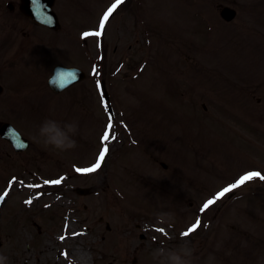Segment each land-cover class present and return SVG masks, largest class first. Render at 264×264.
I'll use <instances>...</instances> for the list:
<instances>
[{
	"label": "rangeland",
	"instance_id": "obj_1",
	"mask_svg": "<svg viewBox=\"0 0 264 264\" xmlns=\"http://www.w3.org/2000/svg\"><path fill=\"white\" fill-rule=\"evenodd\" d=\"M67 1L57 2L56 9L68 16L62 17L59 32L46 35L52 47L46 48L61 59L71 58L68 63L87 75L101 74L98 79L102 68L111 67L105 86L111 94L114 127L119 129L126 117L130 134L117 138L122 145L113 144L95 173H80L75 179L68 166L66 172L73 177L57 189L44 187L38 196L40 191L29 186L39 185L40 177L25 173L10 185L0 222V253L8 256V264H155L152 252L161 246H187L192 264H264V180L249 181L200 211L238 175H264V0H137L132 14L129 5L119 7L100 37L83 38L84 32L100 30V11L116 0ZM223 5L237 11L234 21L220 18ZM35 41L32 47L38 46ZM61 41L69 44L59 45ZM75 48L77 61V54L65 53ZM137 76L141 78L136 81ZM92 79L48 99L50 111L59 109L68 116L65 123L80 125L77 147L63 151L62 169L63 163L76 162L79 168L95 163L96 139L107 114ZM30 104L48 113L43 102ZM13 108L9 110L24 119L16 118L15 126L34 132V116ZM188 111L193 120L182 116ZM145 117L150 121L146 129ZM116 128L114 135L120 130ZM190 129L196 131L191 140ZM155 132L163 133L164 141L160 135L154 140ZM206 138L211 155L204 145L193 147V141ZM132 142L141 143L136 147ZM159 146L170 152L173 162ZM174 166L179 178L169 177ZM77 189L86 193L78 194ZM29 199L30 205L23 204ZM13 205L19 212H13ZM161 216L165 223H158ZM201 216V226L183 236Z\"/></svg>",
	"mask_w": 264,
	"mask_h": 264
},
{
	"label": "flooded vegetation",
	"instance_id": "obj_2",
	"mask_svg": "<svg viewBox=\"0 0 264 264\" xmlns=\"http://www.w3.org/2000/svg\"><path fill=\"white\" fill-rule=\"evenodd\" d=\"M19 5L20 0H0V181L16 177L15 164L17 162L28 165L34 160L43 158V153L34 146L36 144H33L29 137L27 138L30 141L29 148L19 153L9 141L1 136L2 126L4 124L13 125L15 120L12 113L2 111V108L11 100L10 93L16 92L15 70L17 67L28 68L30 65L27 62L29 56L23 58L29 50H32L29 46V32L22 23L16 21L17 16H22ZM16 34L21 37L19 44ZM39 88L37 84L34 85L35 90Z\"/></svg>",
	"mask_w": 264,
	"mask_h": 264
},
{
	"label": "clouds",
	"instance_id": "obj_3",
	"mask_svg": "<svg viewBox=\"0 0 264 264\" xmlns=\"http://www.w3.org/2000/svg\"><path fill=\"white\" fill-rule=\"evenodd\" d=\"M79 127L76 122L63 123L45 119L38 126L37 135L45 145L61 151H70L77 147ZM163 216L158 217V223H165ZM8 256L0 253V264H8ZM152 259L155 264H192V252L187 246L179 249H169L161 246L153 250Z\"/></svg>",
	"mask_w": 264,
	"mask_h": 264
},
{
	"label": "snow or ice",
	"instance_id": "obj_4",
	"mask_svg": "<svg viewBox=\"0 0 264 264\" xmlns=\"http://www.w3.org/2000/svg\"><path fill=\"white\" fill-rule=\"evenodd\" d=\"M125 2V0H116V3H114L111 7L108 8V10L103 14L100 22H99V31H89V32H84L82 34L83 37H90V36H95V37H100L102 35L103 30L105 29V24L109 20V17L113 14V12L116 10L118 5H121ZM93 72H96L95 66L93 67ZM71 74L68 75H62L61 80H65L70 78ZM99 82L97 83V87L99 88ZM113 128V118L110 116L108 118V124H107V129L104 131L103 136L101 137V143L103 147L100 149L98 157L95 161L94 164H92L89 167H84V168H76L75 170L78 173H95L97 170L101 168L102 162L105 160L106 155L109 153V147L108 144L106 143L110 139V130ZM112 140L116 139L115 135L111 136ZM254 178H259L260 180H264V175H262L259 171H249L245 173L244 175H241L234 183L229 184L227 187L223 188L221 191L217 192L215 196H213L211 199H208L203 206L201 207L200 211L204 212L205 210L209 209L210 206L214 205L217 201H219L222 197H224L227 193L232 192L234 189H237L243 185H245L246 182L252 181ZM64 179V177H60L59 179L56 180H45V184H54V185H59L61 181ZM11 183V182H10ZM29 187H35L39 188L40 185H30ZM7 195V192H5L4 195L0 196V201H3L5 196ZM26 204H31L32 199H29L25 201ZM201 226V220L198 217L195 221L194 224L191 225L185 232L182 233L183 236L187 237L191 233H194L199 227ZM158 231H163V229H158ZM63 239V237H61Z\"/></svg>",
	"mask_w": 264,
	"mask_h": 264
},
{
	"label": "water",
	"instance_id": "obj_5",
	"mask_svg": "<svg viewBox=\"0 0 264 264\" xmlns=\"http://www.w3.org/2000/svg\"><path fill=\"white\" fill-rule=\"evenodd\" d=\"M224 14H225V15H228V14H232V13L229 12V11H226V10H225V11H224ZM49 26H50V24H49Z\"/></svg>",
	"mask_w": 264,
	"mask_h": 264
},
{
	"label": "bare ground",
	"instance_id": "obj_6",
	"mask_svg": "<svg viewBox=\"0 0 264 264\" xmlns=\"http://www.w3.org/2000/svg\"><path fill=\"white\" fill-rule=\"evenodd\" d=\"M80 257V256H79ZM79 257H78V259H79ZM80 260V259H79Z\"/></svg>",
	"mask_w": 264,
	"mask_h": 264
}]
</instances>
